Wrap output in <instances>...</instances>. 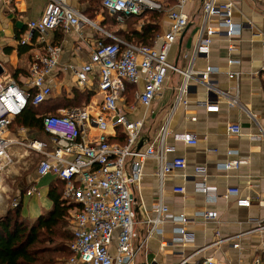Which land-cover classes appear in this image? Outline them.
Here are the masks:
<instances>
[{
	"label": "crops",
	"instance_id": "crops-1",
	"mask_svg": "<svg viewBox=\"0 0 264 264\" xmlns=\"http://www.w3.org/2000/svg\"><path fill=\"white\" fill-rule=\"evenodd\" d=\"M158 1L163 4L164 9L157 11L159 29L156 36L169 29L167 9L174 4L173 0ZM66 2L76 11L86 15L93 24H85L80 30L65 31L57 28L48 34L50 40L61 44L62 55L59 66L49 77L51 94L41 104L40 110H51V113H62L70 108L98 110V104L102 100V94L98 91V74L96 73L90 82L81 85L72 66L79 67L90 60L97 39L107 42L117 38L125 42L122 36H126L129 28L123 20L118 19V23L107 27L106 12L101 0ZM47 3L48 0H0V64L3 68L0 77L3 80L11 78L24 86L33 50L40 47L38 33L30 29L29 22L44 13ZM201 5L202 0H193L185 6V11L194 22L185 29L169 53V61L181 68H185L189 63L196 43ZM152 19L147 15L140 19L134 28L140 31L144 23ZM233 19L244 24L242 34L234 39L239 45V50L229 52V40L217 37L211 44L210 54L196 58L195 67L203 69L208 64L218 66L221 72L212 76L216 85L230 93H235L238 89L240 102L245 109L229 106L221 100L218 112L207 111L199 104L200 101L207 100L205 88L191 83L186 95L188 106L181 107L172 114L166 136L167 145L173 148L168 153L169 160L184 157L187 166L184 169L172 170L160 181L157 175V159L146 160L142 166L143 177L135 192L133 204L137 242L147 236L150 220L155 215L153 206L162 198L170 212L194 218L192 222L184 225L187 231L192 233L191 243L188 246L173 243L175 225L165 222L160 226L161 234L155 233L147 239L135 264H199L207 257H212L222 264H252L254 257L260 252V243L264 236L253 232V227L257 224L254 219L264 218V136L261 135L262 130L264 131V0H236ZM28 33H31L33 43L21 44V38ZM22 46L28 50L23 52ZM187 53L188 56L185 57L184 54ZM229 58H236L240 63L229 65ZM232 70L241 72L238 80L228 77V72ZM180 79L179 74L169 73L161 95L148 108L136 103L134 94H130L132 87L128 86L124 100L120 101L122 108L131 119L146 112V121L137 149L157 144L162 129L167 124L175 88ZM143 86L144 80L141 79L136 89L140 90ZM234 122L241 125L242 135L228 134L227 126ZM23 127L26 131L22 130ZM10 131L14 138L24 141L37 139L45 143V151L54 150L52 137L45 131L39 132L15 124L10 126ZM176 132L196 134L197 143L187 144L176 140ZM97 133L94 125L86 126L87 138L94 140ZM115 137L111 136V141ZM9 152L14 161L9 171L0 175V195L3 199L0 215L9 207H13L12 203L17 201L22 214L35 219L51 209V185L62 181L53 173L43 176L38 173V166L46 155L20 144L12 145ZM241 156H246L248 162L240 168H220L222 163ZM128 163L131 167L132 160ZM197 166L207 167L206 182L216 187L217 196L214 200L195 190V182L203 178L195 172ZM9 175L12 184L3 186ZM11 186L14 200L6 205L3 193L6 188L11 189ZM182 186L185 187L184 193L175 190ZM230 186L238 187L240 196L250 198V204L239 205L236 196L225 198L223 194ZM35 195H44L47 199L37 204L35 202L36 205L28 215L23 208L25 197ZM73 209L74 207L70 211ZM205 210L215 212L217 218L206 220L196 215ZM229 237L231 238L227 239ZM163 240L167 242V246H161ZM236 243L239 245L235 246ZM110 250L112 254L116 252V236Z\"/></svg>",
	"mask_w": 264,
	"mask_h": 264
},
{
	"label": "built area",
	"instance_id": "built-area-1",
	"mask_svg": "<svg viewBox=\"0 0 264 264\" xmlns=\"http://www.w3.org/2000/svg\"><path fill=\"white\" fill-rule=\"evenodd\" d=\"M102 5L117 19L122 21V14L139 15L145 11L164 9L158 0H101ZM193 0H173L174 4L167 9L170 20L169 29L157 35L152 45L125 43L114 38L113 42L97 39L88 62L73 67L77 81L84 85L98 74V91L102 100L98 110L90 108H70L62 113L47 115L43 118V126L53 140L54 150L45 151V143L40 140H19L10 135V126L16 116L21 114L30 104L38 105L51 94L49 77L60 64L62 46L48 38V34L57 28L65 31L80 30L92 21L84 14L70 7L66 0H48L44 13L29 22L30 29L38 33L40 49L32 53L29 72L24 86L14 79L3 80L0 77V175L8 172L13 164V156L9 148L14 144L42 153L45 158L38 166L40 175L55 174L63 183V199L72 201V228L74 239L70 243L71 255L61 264H135L136 258L145 247L147 239L162 233L160 227L165 222L175 225L173 243L188 246L192 233L185 224L192 222L183 214L170 212L168 205L160 198L153 206L155 213L150 220L147 236L137 240L135 229L136 214L134 210L135 192L143 177L142 166L146 160L155 158L158 161L157 175L160 181L174 169H184L187 160L175 157L171 160L168 153L173 148L166 143L168 123L172 114L181 107L188 106L187 93L191 83L203 86L207 100L199 104L207 111L218 112L220 101L229 106L244 108L239 99V90L235 93L219 88L212 76L221 72L218 66L206 65L203 69L195 67L198 56H208L211 44L217 37L229 40V52L239 50L234 42L242 34L244 24L233 19L236 0H202L200 22L195 46L185 68L169 61V53L185 29L194 22L185 11V6ZM93 24V23H92ZM21 44H32L31 33L25 34ZM185 57L188 56L184 54ZM229 65L239 64L236 58L227 60ZM179 74L180 83L175 88L169 118L163 127L157 144H149L144 149H137L142 137L146 112L138 117L129 118L120 101L124 100L129 85H137L144 80L142 89H135L136 103L148 108L162 93L169 73ZM228 77L239 79L241 72L232 70ZM245 109V108H244ZM94 125L98 133L94 140L86 137V126ZM126 136L124 144L111 141L118 129ZM23 131L26 129L23 127ZM229 135H242L239 123L227 126ZM264 136V131L261 132ZM174 138L187 144H196L197 135L188 132H176ZM129 160H132L129 167ZM246 156L228 160L220 165L224 170L238 169L246 164ZM195 172L203 178L195 182V190L204 193L210 199L217 196L216 187L206 182V166L195 167ZM185 192V187L175 189ZM31 193V191H29ZM225 198L236 196L239 205L248 206L250 198L240 196V189L230 186L223 194ZM0 195V208L2 203ZM18 202L12 203L16 207ZM206 220L217 218L213 211L205 210L196 213ZM257 223L253 232L264 236V218L254 219ZM116 236V252L112 254L110 247ZM231 237L227 238L230 239ZM239 244L236 243L235 246ZM161 246H167L166 241ZM202 264H222L207 257ZM252 264H264V237L260 243V252L254 257Z\"/></svg>",
	"mask_w": 264,
	"mask_h": 264
},
{
	"label": "trees",
	"instance_id": "trees-1",
	"mask_svg": "<svg viewBox=\"0 0 264 264\" xmlns=\"http://www.w3.org/2000/svg\"><path fill=\"white\" fill-rule=\"evenodd\" d=\"M105 12L107 27L110 28L118 23L117 14H112L107 9ZM147 15L153 19L145 22L140 31L134 28V25ZM157 18L158 12L150 10L139 15L122 14V19L129 28L126 36H122L124 41L152 45L159 29ZM107 42H113V40H107ZM22 49L23 52L28 50L23 46ZM130 86L132 87L130 94H134L136 86ZM42 103L38 105L30 103L21 114L16 116L12 124L23 125L39 132L45 131L43 118L58 113L40 110ZM113 141L125 143L126 136L122 129H118ZM63 189V182L51 185L49 197L53 205L50 210L35 219L26 218L21 212L20 204L9 207L3 215H0V264H60V259L71 255L69 246L74 239V233L72 230L64 229L68 213L75 204L62 198Z\"/></svg>",
	"mask_w": 264,
	"mask_h": 264
},
{
	"label": "rangeland",
	"instance_id": "rangeland-1",
	"mask_svg": "<svg viewBox=\"0 0 264 264\" xmlns=\"http://www.w3.org/2000/svg\"><path fill=\"white\" fill-rule=\"evenodd\" d=\"M39 3V1H37V4ZM106 14V13H105ZM113 29H115V27L113 28ZM32 138H30V140H31ZM15 149V148H14ZM19 149V148H18ZM13 154H14V152H13ZM12 179H11V175H9V177L8 178H6V180L3 182V186H10L11 184H12ZM12 187V186H11ZM10 187V188H11ZM3 197H4V200H5V202H4V204H8V203H11V201H13L14 200V192H13V187L11 188V189H8L7 190V188H6V192H4L3 193ZM44 199H47V197H45L44 195H43V197L41 196V197H38L37 195H35V196H32V197H25V200H24V205H23V208H24V212L25 213H28V215L31 213V208L34 206V205H36L38 202H40V201H43ZM35 202H36V204H35ZM69 203H72V201H69ZM40 204V203H39ZM46 211V210H45ZM3 214H4V212H3ZM3 214H1V215H3ZM26 218H30V220L31 219H33V218H31V217H26ZM66 222L67 223H65V231H67V230H72L73 231V228H72V211H69V213H68V217H67V219H66ZM66 258L67 257H63V259H60V264L63 262V261H65L66 260Z\"/></svg>",
	"mask_w": 264,
	"mask_h": 264
},
{
	"label": "water",
	"instance_id": "water-1",
	"mask_svg": "<svg viewBox=\"0 0 264 264\" xmlns=\"http://www.w3.org/2000/svg\"><path fill=\"white\" fill-rule=\"evenodd\" d=\"M188 27H189V26H188ZM188 27H187V28H188ZM187 28H186V29H187ZM2 72H3V68H2V66H1V64H0V74H1Z\"/></svg>",
	"mask_w": 264,
	"mask_h": 264
}]
</instances>
